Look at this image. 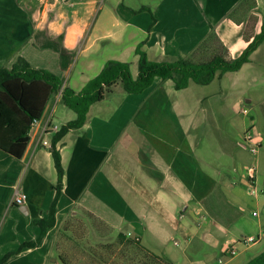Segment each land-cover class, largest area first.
I'll list each match as a JSON object with an SVG mask.
<instances>
[{"label": "crops", "instance_id": "crops-1", "mask_svg": "<svg viewBox=\"0 0 264 264\" xmlns=\"http://www.w3.org/2000/svg\"><path fill=\"white\" fill-rule=\"evenodd\" d=\"M121 1L114 0L103 18L104 0H0V67L11 68L21 58L60 78L57 63L64 57L76 52L85 58L106 47L118 54L109 60L122 63L130 54L137 61V47L155 62H173L188 54L205 58L211 52V45H206L211 37L216 39V52L222 50L229 62L264 26V0H152L133 12L121 11ZM262 44L238 72L254 61ZM156 81L161 80L154 79L152 85ZM83 87L70 89L78 93ZM161 88L152 94H145V89L128 95L116 88L111 95H121L116 109L101 108L106 100L93 104L81 129L70 130L56 144L64 176L55 226L37 247L21 250L5 264H57L51 249L55 231L79 212L115 233L138 239L173 264H219L229 244L260 234H246L234 212L237 205L220 193L221 174L227 171L222 158L229 156L228 132L233 128L224 113L226 105H219L212 141V127L206 128L203 120L197 125L193 118L198 106L181 111L179 95L166 91H174L171 83L163 82ZM216 94L213 100L224 95ZM209 98L213 97L203 99ZM199 112L201 119L207 115L206 109ZM74 118L60 100L53 106L50 102L31 129L21 159L0 150V259L38 238L35 221L47 217L56 181L50 148L38 143L41 139L51 145L54 135L43 133L47 121L60 128ZM236 138L230 170L242 173L255 157L247 158L242 137ZM249 158L251 163L245 165ZM15 191L27 197L22 206L12 202ZM200 212L199 219L193 215ZM168 242L178 253H167ZM237 248L240 257L250 258L251 247ZM62 253L67 255L64 247ZM234 259L223 264H233Z\"/></svg>", "mask_w": 264, "mask_h": 264}, {"label": "rangeland", "instance_id": "rangeland-1", "mask_svg": "<svg viewBox=\"0 0 264 264\" xmlns=\"http://www.w3.org/2000/svg\"><path fill=\"white\" fill-rule=\"evenodd\" d=\"M113 1L114 0H104L105 6L102 14L105 15L103 18H106L107 13L108 15L110 14L111 7H114ZM150 1L152 0H122V5L120 6L122 8L121 11L125 9L133 12L141 5L151 3ZM103 25L104 24H102V28ZM231 35H235V32ZM210 39L211 42H209ZM210 39L207 40L206 45H211V47H209L211 52L207 53L205 58L202 57V59L199 55L194 57V54H188L187 57L181 59L188 64L196 65L207 64L215 60L226 62L227 58L222 50L216 52V39L212 37ZM235 54L236 53H234V55ZM84 56L86 57H81L79 53L75 52L67 55L63 60L57 63V65L59 64L58 67L61 65L59 67L61 70L58 68L57 70L60 79L63 81L62 87L68 86L69 88L76 89V87L84 86L85 82L82 81L83 79H91L98 75L105 63L108 62L109 59H117L114 57H117L118 54H115L113 49L106 47L100 51L85 54ZM134 59L135 57L132 54L126 58L127 63L133 62L130 69L132 75L136 74V62H134ZM161 85H163V82L156 81L144 92L145 94H152L160 91L162 90ZM166 91L173 92L177 96L179 95L181 111L183 108L187 110L188 107H191L189 106L191 104L198 106L199 110H196V116L193 118H196L197 125L203 120L204 123H206V128L208 124L209 127H212V131L209 132L210 137L212 136V141H215L214 136H216L218 129L216 125H218L217 121L219 120L217 112L219 105H226L224 113L231 121L230 123L233 127L231 130L233 132H228L229 141L227 154L229 156L222 158V161L224 159L223 162H226L227 171L221 174L220 193L225 201L230 200L233 203L235 202L234 205H237V207L234 208V212L238 213L239 222L245 225L247 235L258 232L264 234V44L260 47L254 61L246 65L238 73H226L221 80L218 79L209 86L190 84L187 90ZM220 92L224 93V95L219 100H213L217 97L216 93L222 95ZM117 93L119 94V92ZM205 96H212L213 98L206 99L205 101L203 99ZM119 97H121V95L118 97L111 95L106 96L107 99L101 104V108L114 109ZM147 97L148 96L145 98ZM247 98L251 100L246 102L245 99ZM55 100L58 102L60 100V95L55 97L54 101L51 102L52 106ZM242 108L248 110L246 116L240 114V109ZM200 109H206L207 111V115H205L203 119H201L203 114L199 112ZM251 121L253 127L250 131L255 134L260 143L255 160H253L256 164L255 185L259 192L256 197L249 194L251 183L248 179V167L244 166L243 169L241 168L242 173H236L230 170L234 167L231 161V149L236 147V137H242L243 134L250 129L248 123H251ZM242 153L248 158L249 152L247 149ZM213 160L215 159L213 158ZM250 161L249 158L245 165L251 163ZM195 202V207L199 209L201 205H199L198 200L193 201V203ZM239 207L242 211H239ZM253 210L257 211V217L251 216ZM201 212L198 214L194 213L193 215L199 219V216H202ZM55 236L56 238L51 249L52 256H54L55 259L54 261L57 264H160L152 258L151 255H147L145 251H141L142 253L139 252L137 249L138 246L134 248V246L119 244L114 231L86 214L79 213L76 217H68L62 227H59V229L55 231ZM56 239L59 240L56 241ZM60 242H62V244H60ZM143 243H145V241ZM140 244L144 247L142 243ZM63 247L67 255L62 253ZM155 249L157 250V248ZM164 249L169 255H175L179 251V249L173 246L172 242L165 244ZM262 251H264V236H262L260 242L251 245V250L248 254L250 258H246V255L244 257L237 255L233 260V264L239 262L240 264L247 263L249 259L255 257Z\"/></svg>", "mask_w": 264, "mask_h": 264}, {"label": "trees", "instance_id": "trees-1", "mask_svg": "<svg viewBox=\"0 0 264 264\" xmlns=\"http://www.w3.org/2000/svg\"><path fill=\"white\" fill-rule=\"evenodd\" d=\"M264 43V26L238 55L229 62L215 60L201 65L188 64L182 59L173 62L150 61L140 47L135 49L136 76L131 74L132 63L108 61L101 71L84 87L75 93L56 75L41 69L32 68L25 60L18 58L11 68L0 67V150L15 159H21L29 143V134L35 121L41 120L47 105L60 95L63 106L72 111L75 118L61 126L51 140V158L56 174L53 185L54 199L46 218L35 221L40 234L35 241L24 243L15 252L5 254L0 264L7 263L11 257L26 248L37 247L48 230L55 226L56 205L62 195L64 169L56 144L70 131L79 130L86 121L89 108L105 101L120 88L122 95L139 94L150 87L154 79L169 81L174 91H181L190 84L209 85L216 77L226 73L238 72L250 62V56ZM80 213V212H79ZM83 214V213H82ZM97 221V220H96ZM99 222V221H97ZM101 223V222H99ZM110 229V228H109ZM113 231V230H112ZM115 233V232H114ZM119 244L134 246L151 255L160 264H173L165 256L152 254L138 239L116 232ZM142 253V252H141ZM245 264H264V251L249 259Z\"/></svg>", "mask_w": 264, "mask_h": 264}, {"label": "built area", "instance_id": "built-area-1", "mask_svg": "<svg viewBox=\"0 0 264 264\" xmlns=\"http://www.w3.org/2000/svg\"><path fill=\"white\" fill-rule=\"evenodd\" d=\"M240 114L243 116H246L248 114V110L246 108H242L240 109ZM38 123V121H35L33 123L32 128ZM251 128L248 129L242 136L241 139V144L242 146L248 150L249 154L252 157H256L257 151H258V147H259V142L257 140V137L255 136V134L251 133ZM59 130V127L57 125H54L49 121H47L43 127V133L44 134H52L55 135ZM38 145H41L42 147H48L51 148V145L46 142L45 140H41L39 141ZM256 174V164L253 163L249 166L248 168V179L251 183V187L249 189V194L251 196L256 197L258 195V190L256 188V178L255 175ZM26 195L22 192L19 191H15L14 195H13V204L16 206H22L23 204H25L26 202ZM253 217L257 216L256 212L252 213ZM130 236V235H128ZM262 236H264V234H258L256 236H248V237H243L238 239L236 242L229 244L226 249L223 251V255L222 258L218 261L219 264H223L224 261H228L230 259L235 258L238 254H239V250L237 248V246H241L242 248L248 249L249 247H251V245H254L258 242H260L262 240ZM131 237V236H130ZM136 239V238H134ZM175 246H178V243L175 242L174 243Z\"/></svg>", "mask_w": 264, "mask_h": 264}]
</instances>
